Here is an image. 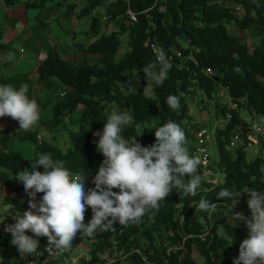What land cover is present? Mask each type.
<instances>
[{
  "label": "trees",
  "instance_id": "trees-1",
  "mask_svg": "<svg viewBox=\"0 0 264 264\" xmlns=\"http://www.w3.org/2000/svg\"><path fill=\"white\" fill-rule=\"evenodd\" d=\"M1 1L5 6L19 3V0ZM82 1L86 5L80 8L78 16H88L89 25L82 32L84 41L73 43L82 59L72 63L49 51L37 68V81L44 88L52 87L53 77L68 88L52 106L54 123L81 105L79 127L69 132L71 147L66 150L39 138L33 130L13 134L0 130V183L13 189L12 195L3 198V202L21 212L28 210L29 198L23 185L14 182L12 177L27 167L31 169V165L10 149L14 141H31L33 160L38 153H50L53 160L63 161L70 172L89 174L104 159L97 151L94 141L98 137L93 133L102 131L112 108L133 117L122 137L129 142L136 137L143 146H149L155 142V129L169 120L191 137L187 129L188 97L200 89L206 98L212 99L221 86L236 106H219L216 111L217 117L229 113L231 119L213 132L217 158L214 166L212 163L206 168L199 166L202 182L197 194L185 197L173 190L161 202L159 210L145 214L140 223L127 227L116 224L115 231L97 232L91 238L78 234L71 248L91 240L90 264H106L97 255L104 252L112 257L113 264H198L193 254L202 264H233L241 241L248 235L243 223L235 221L233 216L234 212L250 216L248 197L242 196L235 205L231 199L217 200V194L224 188L240 191L251 187L264 191V157L256 155L248 159L245 136L237 148L228 147L232 130L237 126L245 130L250 125L242 118L241 110L252 116L251 122L253 115H258L264 125V0H116L105 10L100 8L103 0ZM76 7V3L68 4L66 16ZM127 10L135 14V21L129 19ZM109 24L112 28L106 29ZM231 26L236 30L248 29L257 44L251 49L230 30ZM122 35L126 36L128 49L118 59ZM181 39L187 42V47L182 46ZM151 44L163 49L173 67L164 84L150 87V94L146 95L142 90L146 86L144 73L139 70L156 61ZM4 47L0 44V51ZM3 84L16 88L27 84L26 94L32 99L28 75L1 78L0 85ZM129 84L136 87L134 94L128 91ZM170 94L181 98L178 111L166 105ZM258 140L260 149L264 148V137L259 135ZM38 170L44 171L42 167ZM217 173L223 174V181L210 182ZM42 195L38 193L37 200ZM201 198L217 203L216 211L211 215L197 212ZM91 217L88 208L85 221ZM3 222L0 224V264H60L61 253L55 258L45 250L39 256L20 255L10 244L11 234L4 231L7 224L14 222L10 218Z\"/></svg>",
  "mask_w": 264,
  "mask_h": 264
},
{
  "label": "clouds",
  "instance_id": "clouds-1",
  "mask_svg": "<svg viewBox=\"0 0 264 264\" xmlns=\"http://www.w3.org/2000/svg\"><path fill=\"white\" fill-rule=\"evenodd\" d=\"M2 59L11 61L13 54L8 53ZM172 67L161 49L156 61L145 64L139 71L144 73L147 87H158L168 79ZM128 91L134 94L137 89L129 84ZM27 92V84L19 88L0 85V117L17 121L19 130L24 132L31 131L40 120L38 104ZM180 101L177 95L166 97V105L173 111L181 108ZM132 122L129 113L113 112L102 131L93 133L98 137L94 141L97 151L104 157L92 177L93 188L85 190L87 177L83 172H70L63 161L53 160L50 153H38L31 161V169L15 174L14 179L23 185L29 198L28 210L22 215L14 213V223L7 224L4 231L11 234L10 244L20 255L35 254L40 247V237L47 238V253L66 252L78 234L91 238L97 232L115 231L116 224L127 227L140 223L145 214L159 210L161 202L173 190L185 197L197 194L202 182L198 174L201 160L189 155L186 134L180 125L169 120L158 126L154 131L155 142L143 146L136 137L130 142L122 137ZM41 167L43 172L38 170ZM38 193H43L39 200ZM245 195L250 216L234 212L233 219L243 223L248 235L241 241L233 264H264V191L251 187L240 191L224 188L218 192L217 200L231 199L236 205ZM88 208L92 217L85 223ZM216 209L217 203L201 198L196 211L211 215ZM97 255L113 264L107 253Z\"/></svg>",
  "mask_w": 264,
  "mask_h": 264
},
{
  "label": "rangeland",
  "instance_id": "rangeland-1",
  "mask_svg": "<svg viewBox=\"0 0 264 264\" xmlns=\"http://www.w3.org/2000/svg\"><path fill=\"white\" fill-rule=\"evenodd\" d=\"M39 1L40 0H36ZM48 0L41 2L42 4L46 3ZM54 3L56 0H53ZM75 0H67L66 2H73ZM76 5L78 7H76V12L78 10H80L81 7L86 5L85 1H76ZM65 7L66 4L64 5ZM79 13V11H78ZM238 16L240 17L241 14L239 12ZM53 17V15H52ZM77 18H79V20L81 19L79 16L74 17L66 20V22H61V24H56L53 29L55 32L57 27H59L61 29V32H59L60 36L62 37V39H66V36H68V39L71 41L69 44L71 46L72 43L76 42L77 40L75 39L78 33L74 32L76 31L78 28V30H80L79 28H82V24L80 22H78L79 20H76ZM77 23H73L72 21H74ZM112 28V25L109 24L106 26V29ZM71 28V31H69V29ZM231 31H235L236 34H238L248 45L249 47L252 49L257 42L252 38L249 30H236L234 26L230 27ZM74 33H73V32ZM74 35V36H73ZM80 35L83 36L84 39V35L82 34V32H80ZM57 37H59V35H56ZM121 40H122V44L118 53V59L122 57V55L127 51L128 46H127V41H126V36L122 35L121 36ZM86 42H88V40H85ZM66 41H64L65 43ZM181 44L183 47H187L188 44L185 40L181 39L180 40ZM53 51V50H52ZM57 53V52H56ZM60 57L62 58H66L64 56V54L59 53ZM91 56V55H90ZM92 57V56H91ZM67 60V59H66ZM53 85L51 88L47 89L44 88L42 84H40L38 81L34 82L33 84V98L39 107L40 110V120L38 121V124L35 126V128H42V132H43V137L42 139H44L45 141L59 147L60 149L66 150L67 148L71 147V141H70V137H69V132L70 131H76L79 127V122H80V110H81V105H79L75 111L70 112L64 116H61L59 118V120L57 121V123H54V119H53V114H52V106L53 104H55L57 101H59L60 98V94L65 92V87L62 86L60 84V82L55 78H51ZM143 92L148 95L150 94V87L144 86L142 87ZM223 90V87H219L217 89V92L215 93V96L212 99H208L206 98V96L204 95V93L200 90V89H196L195 92L193 94H191L188 97V102H189V109H191L192 114L190 116V122H193V120L199 116L200 112L205 109L206 110V114L203 116V121L205 123H203L202 127L204 129L207 130V132L209 134H213L214 130L216 127H224V125L226 124V122L228 121V119L226 118V116H221L219 115L218 117L216 116V111L219 110V106L221 107H225V108H231L232 102L230 101L228 94L226 92L223 91V93H220ZM116 112L114 108H112L110 110V115ZM240 114L242 116V118H244L247 122H249L251 124V119L252 116H250L246 111L241 110ZM190 115V114H189ZM194 118V119H193ZM46 123L47 127L42 126V123ZM198 122L195 120L194 124H197ZM86 125H88V121L85 122ZM253 125L254 126H263V122L261 121L260 117L258 115H253ZM50 126V127H49ZM190 126V125H189ZM50 128V132H48L46 129L49 130ZM251 135L253 136L254 139H258V136H256L252 131L250 132ZM53 136V137H51ZM187 138V144L186 147L189 151V155L190 156H195L198 157L197 155H195L194 153L192 154L191 148L194 145V139L191 137L186 136ZM261 144L255 145L253 148H248L247 149V157L248 159L254 158L256 155L264 157V148L260 149ZM10 149L19 153L25 160H27V162L31 165V161H33V149H34V144L29 141V140H24V141H14L13 143L10 144ZM209 153H210V163L213 164L214 166V161L217 158V150H216V143H215V138L214 136L211 138V140L209 141ZM28 168V167H27ZM29 169V168H28ZM262 170L264 172V164L262 165ZM98 171V169H93L90 173L94 174ZM11 175V174H10ZM15 176H13L14 178ZM209 177V176H208ZM214 181L216 179V181L218 182H222L223 181V174L222 173H217L214 176ZM204 179H208L205 178ZM85 223H87L86 221H84ZM28 235H31L29 233H27ZM40 247L38 248L37 252L35 254H32L34 256H39L40 254H42V252H44L45 247L47 246V238L46 237H40ZM43 241V242H42ZM46 245V246H45ZM92 247V241L91 240H85L83 242H81L78 246L71 248L70 250L66 251L65 254L62 257L60 256L61 260H60V264H73L75 262H81L83 259H88L89 256V250ZM193 257L197 260L198 264H202V260L200 258H198L195 254H193ZM52 258H55V255H53Z\"/></svg>",
  "mask_w": 264,
  "mask_h": 264
},
{
  "label": "crops",
  "instance_id": "crops-1",
  "mask_svg": "<svg viewBox=\"0 0 264 264\" xmlns=\"http://www.w3.org/2000/svg\"><path fill=\"white\" fill-rule=\"evenodd\" d=\"M66 1L67 0H56L54 3L53 0H48L46 3L42 4L41 1L38 3L36 0H19V3L16 5L5 6L0 0V44L5 45L0 51V79L16 75H28L32 82V98L34 96L33 84L37 81L38 65L47 56L49 51L53 50L57 52L58 55L62 51V54L66 57L65 60L67 59L72 63L80 61L83 57L81 53L75 51L73 43L70 46L69 43L71 41L68 39V36H66V39H62L59 34V32H61L59 27L53 32L55 23L61 24V22H66L68 18L74 19V17L78 16L79 10L76 12V8L70 15L66 16L65 11L67 7L64 5L66 4L67 6L68 4L82 0H75L69 3ZM80 18V20L79 18L76 20H79L78 22L82 24V28H79L80 30L76 28L77 30L74 32L78 34L73 36L76 37L75 39L77 41H84L80 32L87 30L89 17L84 16ZM72 22L75 24L78 23H76L75 20ZM69 31H71V28ZM56 35H59V37ZM64 41L66 42L64 43ZM8 53L13 54V59L5 62L2 58ZM65 90H68V88H65ZM223 91L226 92L223 89L220 93H223ZM189 114L191 116V109H189ZM205 114L206 110L203 109L199 116L195 119L193 118V122L189 124V133L192 138V132L198 127H202L203 123H205L203 121V116ZM195 120L198 122L197 124H194ZM42 126L47 127V124L43 122ZM0 130H9L12 134L23 132L19 130L18 122L10 117H0ZM32 130L36 131L38 137L42 139L44 135L42 128L34 127ZM46 130L50 132V128ZM14 178L13 181L16 182L17 180ZM12 192L13 189L11 186L0 183V223L8 218L14 222L12 218L14 213L19 212L21 215L24 213L18 211L12 207V205L3 202V198L11 196ZM28 233L32 235L31 232ZM53 255L56 257V253L50 254V257L52 258Z\"/></svg>",
  "mask_w": 264,
  "mask_h": 264
},
{
  "label": "built area",
  "instance_id": "built-area-1",
  "mask_svg": "<svg viewBox=\"0 0 264 264\" xmlns=\"http://www.w3.org/2000/svg\"><path fill=\"white\" fill-rule=\"evenodd\" d=\"M116 0H103V4L100 6V8L102 9H106V7L110 4H112L113 2H115ZM127 15L129 16V19L131 21H135V14L133 12H131L130 10L126 11ZM105 19V18H103ZM153 54L155 55V59H156V55L158 53V51L160 50L158 47H156L155 45L151 44L150 45ZM207 73H211L210 69H206ZM226 88H224L225 90ZM226 91V90H225ZM63 93L60 94V96H62ZM236 105L233 104L232 107H235ZM226 118L228 120L231 119V115L228 113L226 115ZM262 121V120H261ZM187 129H190V126H187ZM253 132L256 136H263L264 137V125L263 126H254L253 122H251V124L249 126H247L245 128V130H242L241 127H235L232 132H231V136L229 139V143H228V147L234 149L237 148L239 145L243 144V136L246 137L247 143H246V147L247 148H253L255 145L260 144L258 139H254L253 136L251 135L250 132ZM193 135V139H194V145L192 147V154L194 153L195 155H197L200 160H201V165L204 166L205 168L210 164V153H209V141L211 140V138L213 137V134L211 132V134H209L207 132L206 129H204L203 127H198L195 131L192 132ZM206 173H208V171H206ZM87 179L85 181V190L89 189V188H93L94 185L91 183L92 181V177L93 174L89 173V174H84ZM212 183H215L214 180H209ZM107 253L108 252H104ZM57 256L60 254H56ZM109 258L113 261L112 257L108 254ZM106 264L108 263L107 260H105ZM82 264H90L89 263V259H83ZM73 264H77V262L73 263Z\"/></svg>",
  "mask_w": 264,
  "mask_h": 264
}]
</instances>
